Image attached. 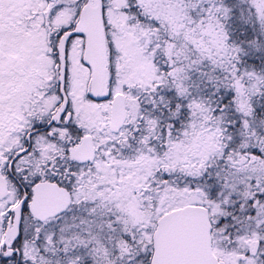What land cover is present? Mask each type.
<instances>
[{
	"label": "snow or ice",
	"instance_id": "6c2138e0",
	"mask_svg": "<svg viewBox=\"0 0 264 264\" xmlns=\"http://www.w3.org/2000/svg\"><path fill=\"white\" fill-rule=\"evenodd\" d=\"M0 264H264V0H0Z\"/></svg>",
	"mask_w": 264,
	"mask_h": 264
}]
</instances>
